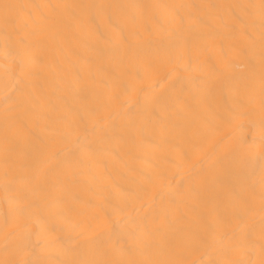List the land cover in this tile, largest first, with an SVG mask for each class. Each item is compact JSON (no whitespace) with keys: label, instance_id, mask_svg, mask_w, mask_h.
Masks as SVG:
<instances>
[{"label":"bare ground","instance_id":"1","mask_svg":"<svg viewBox=\"0 0 264 264\" xmlns=\"http://www.w3.org/2000/svg\"><path fill=\"white\" fill-rule=\"evenodd\" d=\"M0 264H264V0H0Z\"/></svg>","mask_w":264,"mask_h":264}]
</instances>
